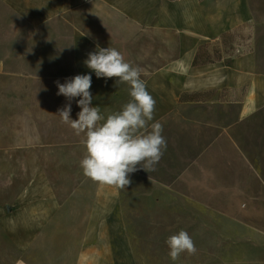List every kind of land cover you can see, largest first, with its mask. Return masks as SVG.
Listing matches in <instances>:
<instances>
[{
  "label": "crops",
  "instance_id": "crops-1",
  "mask_svg": "<svg viewBox=\"0 0 264 264\" xmlns=\"http://www.w3.org/2000/svg\"><path fill=\"white\" fill-rule=\"evenodd\" d=\"M97 45L142 70L167 141L125 189L84 176L83 134L57 115L56 82L76 75H91L105 118L130 100L84 64ZM260 117L264 0H0V147L25 153L26 180L19 210L0 211V264H138V246L188 228L217 264H264V158L238 151Z\"/></svg>",
  "mask_w": 264,
  "mask_h": 264
},
{
  "label": "clouds",
  "instance_id": "clouds-1",
  "mask_svg": "<svg viewBox=\"0 0 264 264\" xmlns=\"http://www.w3.org/2000/svg\"><path fill=\"white\" fill-rule=\"evenodd\" d=\"M84 64L97 78L115 77L117 84H127L130 100L121 110L105 118L99 106H91V75H76L63 84L56 82L57 95L68 100L57 115L77 136L83 134L81 143L86 154L80 167L84 176L102 185L125 189L132 183L130 174L138 170L137 165L145 171H154L167 149L163 125L159 121L152 122L156 101L141 79L142 70L126 61L116 48L97 45ZM77 97H81L77 102L81 111L73 120L71 101ZM166 244L172 261H177L182 253L194 255L197 251L195 242L185 230L169 236Z\"/></svg>",
  "mask_w": 264,
  "mask_h": 264
},
{
  "label": "rangeland",
  "instance_id": "rangeland-1",
  "mask_svg": "<svg viewBox=\"0 0 264 264\" xmlns=\"http://www.w3.org/2000/svg\"><path fill=\"white\" fill-rule=\"evenodd\" d=\"M230 47L225 49V56H230L232 53ZM255 126H252L248 135L246 136L245 142L242 141L241 146L238 148L240 151L241 159L247 157L249 162H254L256 158H264V117H260V121H256ZM9 151L10 149H6ZM5 148L0 147V211L4 214H12L15 211L19 210L20 198L19 192L21 187L25 184L26 180L24 177V170L21 163V159L25 157V153L21 152V149L13 148L14 153L11 156L5 153ZM13 156V163L7 164L6 161L11 159ZM261 160V159H260ZM257 167H262L264 169V163L257 162ZM241 172L246 173V169L243 165L240 167ZM255 182V183H254ZM264 182V180H263ZM230 182L226 180L222 181L223 185H228ZM240 183L243 184L245 188L246 181L241 179ZM262 181H253V184L256 188L262 186ZM256 191L259 192V189ZM262 197L260 194L252 196L253 205L260 207L262 205ZM228 196H222L220 204H223L225 201L230 200ZM244 199V197H243ZM246 203V198L243 201L242 205ZM8 207V208H7ZM146 230V229H143ZM180 230H185L193 239L196 246V253L194 255H189L187 252L182 253L180 258L177 261H172L168 255L169 248L166 244V240L169 236L177 234ZM197 233V228H188V229H168L167 234L163 233V236L157 237L154 242H146L141 246L137 247L138 251V264H217L219 260L213 259L212 246H205L197 241L195 234ZM19 254V251L13 250V258ZM19 258V257H17ZM15 258L14 261L17 259ZM126 264H132L131 260H125ZM220 264H225L223 261L219 262ZM109 264H113L109 261Z\"/></svg>",
  "mask_w": 264,
  "mask_h": 264
},
{
  "label": "trees",
  "instance_id": "trees-1",
  "mask_svg": "<svg viewBox=\"0 0 264 264\" xmlns=\"http://www.w3.org/2000/svg\"><path fill=\"white\" fill-rule=\"evenodd\" d=\"M195 63H197V60L195 61Z\"/></svg>",
  "mask_w": 264,
  "mask_h": 264
}]
</instances>
